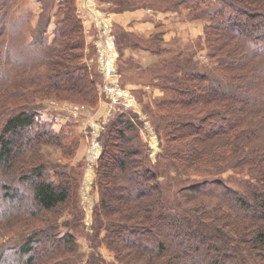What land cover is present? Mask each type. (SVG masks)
<instances>
[{
    "label": "trees",
    "instance_id": "16d2710c",
    "mask_svg": "<svg viewBox=\"0 0 264 264\" xmlns=\"http://www.w3.org/2000/svg\"><path fill=\"white\" fill-rule=\"evenodd\" d=\"M16 1L0 0V264H264V0L112 2L117 12L147 7L203 22L209 63L183 49L165 55L162 31L115 30L123 80L169 97L147 111L156 149L132 109L118 107L102 125L89 230L79 136L39 109L46 99L96 106L100 72L86 60L75 0H40L30 39L32 12ZM124 48L158 59L144 67Z\"/></svg>",
    "mask_w": 264,
    "mask_h": 264
},
{
    "label": "rangeland",
    "instance_id": "374dc122",
    "mask_svg": "<svg viewBox=\"0 0 264 264\" xmlns=\"http://www.w3.org/2000/svg\"><path fill=\"white\" fill-rule=\"evenodd\" d=\"M58 1V0H56ZM114 0H75L77 12L82 19L85 29L87 62L95 65L100 72L98 86L101 98L94 107H88L68 100L46 99L39 109L40 117L52 121L55 129L65 127L69 133L79 136L74 161H85L86 167L80 186V202L85 209L84 223L89 230L91 211L96 199L94 190V164L100 154L101 146L97 137L102 125L122 106L137 112L144 121L142 138L149 146L156 149L158 137L148 119V109L156 112L155 104L169 97L162 89L152 84H136L120 76L117 71L119 50L114 43L115 30H126L139 37L148 36L153 32L162 31L163 45L170 48L171 55L183 49L184 53L193 54L201 64L209 63L206 49L203 48L204 23L190 21L185 15L176 12L157 11L147 7L134 8L121 12L113 11ZM18 12H32L26 29L27 38H31V30L36 24V18L41 10L40 0H17L14 7ZM54 7L52 21L49 25V38L53 35L55 20L58 15ZM131 56L133 63L147 66L158 59V56L145 49L124 48V57ZM136 73L129 70V73ZM141 78V77H140ZM143 78V77H142ZM141 78V79H142ZM144 80V78H143ZM49 159L62 160L58 150L46 152ZM229 186L239 188L243 179L229 176ZM36 222L35 225H39ZM7 238V235L3 239ZM78 244L81 250L88 251V241L85 236L78 235ZM100 252L108 262L112 255L101 247ZM127 264V263H115Z\"/></svg>",
    "mask_w": 264,
    "mask_h": 264
}]
</instances>
